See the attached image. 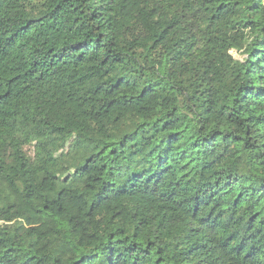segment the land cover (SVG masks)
Instances as JSON below:
<instances>
[{"label":"trees","instance_id":"trees-1","mask_svg":"<svg viewBox=\"0 0 264 264\" xmlns=\"http://www.w3.org/2000/svg\"><path fill=\"white\" fill-rule=\"evenodd\" d=\"M103 257L264 264V0H0V264Z\"/></svg>","mask_w":264,"mask_h":264},{"label":"rangeland","instance_id":"rangeland-1","mask_svg":"<svg viewBox=\"0 0 264 264\" xmlns=\"http://www.w3.org/2000/svg\"><path fill=\"white\" fill-rule=\"evenodd\" d=\"M237 54V53H236ZM234 55H235V53H234ZM237 56V55H236ZM96 264H107V260H106V258H102L101 259V261L100 262H98V263H96Z\"/></svg>","mask_w":264,"mask_h":264}]
</instances>
